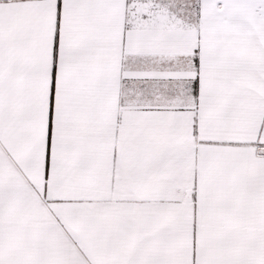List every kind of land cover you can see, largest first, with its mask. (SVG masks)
Returning a JSON list of instances; mask_svg holds the SVG:
<instances>
[{"label":"snow or ice","instance_id":"1","mask_svg":"<svg viewBox=\"0 0 264 264\" xmlns=\"http://www.w3.org/2000/svg\"><path fill=\"white\" fill-rule=\"evenodd\" d=\"M0 264H264V0H0Z\"/></svg>","mask_w":264,"mask_h":264}]
</instances>
